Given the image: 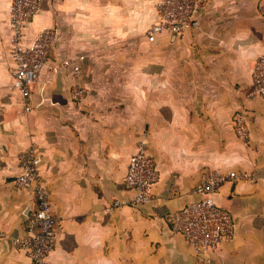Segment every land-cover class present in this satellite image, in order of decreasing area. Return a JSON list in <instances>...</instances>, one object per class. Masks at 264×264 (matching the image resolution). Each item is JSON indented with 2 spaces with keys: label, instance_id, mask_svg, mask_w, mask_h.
I'll list each match as a JSON object with an SVG mask.
<instances>
[{
  "label": "crops",
  "instance_id": "0c3cea01",
  "mask_svg": "<svg viewBox=\"0 0 264 264\" xmlns=\"http://www.w3.org/2000/svg\"><path fill=\"white\" fill-rule=\"evenodd\" d=\"M260 1L200 0L189 30L150 43L156 0H39L26 42L47 30L54 39L27 113L13 86L10 0H0V264H28L15 240L35 200L16 179L31 147L60 220L48 264H264V100L248 97L264 55ZM141 142L158 181L135 206L125 177ZM230 171L258 180L216 195L235 236L204 262L166 218L209 173Z\"/></svg>",
  "mask_w": 264,
  "mask_h": 264
},
{
  "label": "built area",
  "instance_id": "2783aa9c",
  "mask_svg": "<svg viewBox=\"0 0 264 264\" xmlns=\"http://www.w3.org/2000/svg\"><path fill=\"white\" fill-rule=\"evenodd\" d=\"M200 0H156V20L147 33L150 43L160 34L180 37L192 27L193 15ZM10 27L12 31V56L14 70L13 86L21 95L25 112L32 110V86L48 62L52 51L53 33L42 31L32 42H26L25 28L39 10V0H10ZM259 14L264 18V0L258 4ZM76 71L79 68H75ZM253 85L249 99H264V55L252 70ZM82 92H79L81 95ZM236 136L248 138L246 113L240 111L233 121ZM23 173L16 185L31 192L35 207L24 214L25 235L15 240L19 250L26 252L28 264H48V257L57 242L60 220L55 215L48 190L40 172L42 157L31 147L20 156ZM258 175L253 172H211L206 180L193 190L196 200L171 212L167 222L173 230L184 237L188 247L198 259L211 262L221 247L235 236L233 215L221 208L215 200L224 184L230 181H246L255 184ZM158 181L154 160L145 142L129 159L125 187L133 193L132 205L141 206L150 201L152 189Z\"/></svg>",
  "mask_w": 264,
  "mask_h": 264
},
{
  "label": "rangeland",
  "instance_id": "374dc122",
  "mask_svg": "<svg viewBox=\"0 0 264 264\" xmlns=\"http://www.w3.org/2000/svg\"><path fill=\"white\" fill-rule=\"evenodd\" d=\"M261 99V98H260ZM264 100V99H263Z\"/></svg>",
  "mask_w": 264,
  "mask_h": 264
}]
</instances>
